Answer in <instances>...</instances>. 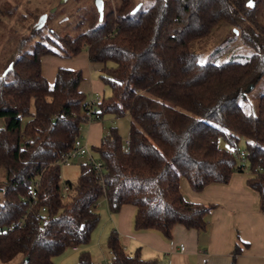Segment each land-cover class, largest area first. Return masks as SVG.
Wrapping results in <instances>:
<instances>
[{"label":"trees","instance_id":"16d2710c","mask_svg":"<svg viewBox=\"0 0 264 264\" xmlns=\"http://www.w3.org/2000/svg\"><path fill=\"white\" fill-rule=\"evenodd\" d=\"M245 3L150 0L131 12L136 2L115 0L113 9L109 4L103 8L100 21L95 9L84 29L60 37L66 54L86 51L109 87L110 95L102 93L96 105V117L108 113L129 119L126 138L110 126L96 146H89L101 162V180L84 160L75 183L63 182L68 186L63 197L54 161L71 147L84 123L80 112L87 95L78 89L82 74L57 67L49 86L41 57L58 52L20 35L0 69V227H12L0 232V261L52 264L51 258L65 248L87 244L99 221L95 208L100 198L113 213L132 205L137 230H155L166 239L174 225L203 230L213 206L184 198L180 177L200 191L247 170L246 184L257 193L264 213V89L255 112L246 113L238 104L264 74V35L255 9ZM18 19L25 21V15ZM219 21L248 23L240 26L242 42L252 49L245 60L200 63L189 49L190 40ZM239 138L245 139L242 149L237 148ZM218 139L230 149L219 146ZM239 151L244 162L235 156ZM35 181L36 202L30 205L26 190ZM105 243L108 264L144 263L124 251L114 229ZM238 251L235 246L231 264ZM71 264H92L88 251H79Z\"/></svg>","mask_w":264,"mask_h":264},{"label":"crops","instance_id":"0c3cea01","mask_svg":"<svg viewBox=\"0 0 264 264\" xmlns=\"http://www.w3.org/2000/svg\"><path fill=\"white\" fill-rule=\"evenodd\" d=\"M79 53L63 65L55 55L41 57L42 75L45 70L50 73L54 64L52 81L47 82L51 86L57 67L79 68L82 80L78 89L87 96L94 92L102 94L100 79L95 80L92 76V70H99V65L88 61L85 50ZM102 133V121H92L79 135L89 146H96ZM249 177L251 173L247 170L235 171L227 183H209L200 191L192 190L186 179L180 177L178 188L184 198L213 208L205 216V229L196 231L174 225L168 239L155 230L134 229L132 205L123 204L113 213L102 200L96 204L99 221L91 231L88 243L70 247V253L86 250L91 259L90 252L106 242L108 232L114 229L124 251L128 255L137 254L143 264H231L235 246L239 251L233 264H264V213L259 211L257 193L246 184Z\"/></svg>","mask_w":264,"mask_h":264},{"label":"rangeland","instance_id":"374dc122","mask_svg":"<svg viewBox=\"0 0 264 264\" xmlns=\"http://www.w3.org/2000/svg\"><path fill=\"white\" fill-rule=\"evenodd\" d=\"M105 1V0H104ZM247 1V0H246ZM255 9L256 25L264 35V0H250ZM108 2V3H107ZM103 3V8L109 4L112 9L115 7V0H107ZM132 3L143 2L145 5L150 3V0H131ZM55 8L49 12L51 8ZM0 69L5 60L10 57L16 41L20 35L29 36L27 42L40 41L58 52L56 58L61 65L64 62H70L74 55H68L66 46L60 42V37L68 35L75 36L80 30L84 29V21L88 20L95 11L93 0H64L59 3V0H0ZM5 12V13H4ZM47 13L46 21L39 30L33 31L31 24L34 21L33 15ZM5 14V15H4ZM25 15V21H21L19 15ZM79 22L82 24L77 25ZM236 25L234 22L219 21L216 23L207 34L189 41L188 46L193 51L200 63L210 61L213 63H222L227 61H243L252 52V49L244 44L241 39V27L248 25L244 23ZM253 26L249 24V26ZM81 54V53H79ZM80 56V55H79ZM52 69L49 72L44 71L43 75L48 83L52 81ZM71 65V63H70ZM79 69V68H75ZM99 70H92V76L99 80ZM101 82V80H99ZM102 83V82H101ZM104 97L110 95L109 87L102 84ZM264 89V74L260 76L257 83L250 88L244 96L239 100L238 104L241 109L246 112H255L257 107V98L260 92ZM103 132L110 126L117 129L121 138L127 137L128 117L127 115L113 117L111 114L102 115ZM88 123H83L80 126L79 133L82 128ZM244 138H239L237 148L242 149L244 146ZM218 145L226 149H230L225 141L218 139ZM85 159H78L69 165L59 166V177L62 187L64 181L68 180L75 183L78 174V164ZM4 179V170L0 165V181ZM1 197V194H0ZM100 198L99 202H102ZM98 211V209H97ZM98 214L100 215L99 211ZM70 247L65 248L59 254L51 258L52 264H71L77 260V253H70ZM91 262L92 264H108L109 251L105 242L102 245L95 246L93 249ZM16 258L8 261H0V264H14Z\"/></svg>","mask_w":264,"mask_h":264},{"label":"built area","instance_id":"2783aa9c","mask_svg":"<svg viewBox=\"0 0 264 264\" xmlns=\"http://www.w3.org/2000/svg\"><path fill=\"white\" fill-rule=\"evenodd\" d=\"M101 100V94L99 93H90L88 94L87 98L84 100V106L81 109L80 115L84 119V123H90L92 121H101L96 117V105ZM80 130V129H79ZM125 144H127V139H125ZM235 156L239 162H244V154L243 151H239L235 153ZM78 159H85L93 168L95 173L97 174L98 178L101 180V162L96 159L90 151L89 145L80 139V135L74 139L71 147H69L66 151L60 153L58 157L55 159L54 164L60 165H69L75 160ZM260 170V168H257ZM38 186V182L35 181L31 187L26 190V195L30 201V205L36 202V191L35 188ZM68 191V186L64 185L62 187L61 196L63 197L65 193ZM104 199V198H103ZM43 210V208H41ZM12 229L11 225H6L0 227V232H7ZM180 249L182 250L183 247L180 245Z\"/></svg>","mask_w":264,"mask_h":264},{"label":"water","instance_id":"95a60500","mask_svg":"<svg viewBox=\"0 0 264 264\" xmlns=\"http://www.w3.org/2000/svg\"><path fill=\"white\" fill-rule=\"evenodd\" d=\"M63 1H64V0H59V3L63 2ZM93 4H94V7H95V9H96V11H97V14H98V20L100 21V20H101V17H102V13H103V1H102V0H93ZM245 4H246V6H248L249 8L253 7V5H252V3H251L250 0H247ZM138 7H139V3L136 4V5L132 8L131 12H134ZM54 9H55L54 7L51 8V9L49 10V12H52ZM45 19H46V13H42V14H40V16L38 17V19H37V21H36L37 25H36L35 28H36V29L40 28V27L44 24ZM10 68H11V63L7 65V67L3 70V73H2V74H4V73H5L8 69H10ZM250 87H251V86H250Z\"/></svg>","mask_w":264,"mask_h":264},{"label":"flooded vegetation","instance_id":"af4514ba","mask_svg":"<svg viewBox=\"0 0 264 264\" xmlns=\"http://www.w3.org/2000/svg\"><path fill=\"white\" fill-rule=\"evenodd\" d=\"M39 16H40V15L38 14L37 17H36V19H34V21H33L32 24H31V27L33 26V27H32L33 31L39 30V29H36V28H35L36 25H37L36 21H37V19H38ZM46 17H47V13H46ZM45 21H46V19H45ZM44 24H45V23H44Z\"/></svg>","mask_w":264,"mask_h":264}]
</instances>
